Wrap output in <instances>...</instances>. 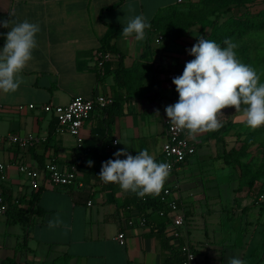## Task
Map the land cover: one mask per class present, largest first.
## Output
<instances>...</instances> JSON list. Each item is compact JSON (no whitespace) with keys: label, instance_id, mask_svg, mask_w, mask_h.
<instances>
[{"label":"crops","instance_id":"1","mask_svg":"<svg viewBox=\"0 0 264 264\" xmlns=\"http://www.w3.org/2000/svg\"><path fill=\"white\" fill-rule=\"evenodd\" d=\"M177 2L0 0V20H28L40 26L33 58L21 73L24 82L14 93L0 91V134L35 133L45 138L27 148L9 140L0 143V162L4 163L0 192L9 204L0 217V264H182L187 243L201 264H227L230 257L244 262L248 257L247 264H264V238L258 228L264 225V202H258L260 194L254 192L264 188V171L253 166L243 175L236 161L241 156L243 163L248 162L246 155L234 154L231 161H225L226 152L238 145V135L232 131L219 139H207L210 132L192 134L196 153L166 179L164 186L171 187L186 213L178 237L171 215L142 209V198L99 178L103 162L115 159L114 153L121 149L133 156L146 149L157 163L164 161L166 133L161 110L178 102L172 75L177 77L181 71L177 57L158 49L162 38L157 39L162 36H154L157 32L152 26L145 30L143 41L121 35L116 45L123 57L111 53V59L99 67L96 62L98 53L104 52L100 51L102 39L110 24L126 26V17L136 15H144L151 24L169 13L160 14L163 9L170 11ZM8 31L10 28L0 27V50ZM124 69L127 73H122ZM99 93L113 96L114 103L107 109H93L82 128L81 147L76 137L60 130L56 114L43 108L46 104L67 105L75 96L91 99ZM242 122L240 117L233 121L237 128L243 127L239 125ZM89 160L93 161L91 167ZM49 162L60 168L75 166L78 182L33 189L31 179L19 171L20 164L43 169ZM191 164L195 168L189 167ZM208 167L216 170L215 175L224 171V177L230 179L234 173L235 181L239 180L230 210L210 209V203L223 204L221 192L209 194L201 179L191 178L211 170ZM215 175L211 179L218 181ZM211 187L210 191L218 189L215 184ZM38 191L33 203L31 198ZM222 212L232 219V227L226 231L220 229L223 222L218 220ZM22 217L27 220L22 222ZM57 217L62 223L49 228V221ZM141 218L145 225L139 223ZM129 219L136 223L128 225ZM122 231L125 245L117 240Z\"/></svg>","mask_w":264,"mask_h":264},{"label":"clouds","instance_id":"2","mask_svg":"<svg viewBox=\"0 0 264 264\" xmlns=\"http://www.w3.org/2000/svg\"><path fill=\"white\" fill-rule=\"evenodd\" d=\"M127 24L121 30L125 38L136 41L146 39V29L151 27L144 15L126 17ZM0 27L10 28L6 42L0 50V91L14 93L24 82L21 75L33 58L37 47L38 23L24 20H0ZM221 47L213 40L198 38L189 55L195 58L185 64L182 75L175 77L179 100L165 108L169 123L177 129H187L189 134L211 132L222 127L219 116L222 109L234 107L243 112L246 125L251 129L264 126V83L256 70L237 58L238 47L231 39H225ZM242 105L244 107H242ZM157 114L159 110L157 109ZM119 143V141H117ZM115 159L103 162L99 178L104 183H116L123 191H130L139 198L159 196L170 175L168 163H157L148 150L136 156L121 149ZM125 156V159H120ZM89 167L93 161H87ZM59 218L49 221V228L59 226ZM227 264H245L239 257H230Z\"/></svg>","mask_w":264,"mask_h":264},{"label":"built area","instance_id":"3","mask_svg":"<svg viewBox=\"0 0 264 264\" xmlns=\"http://www.w3.org/2000/svg\"><path fill=\"white\" fill-rule=\"evenodd\" d=\"M184 0H179L182 3ZM162 37L158 38L160 41ZM112 54L110 52H99L97 65L102 67L104 63L111 59ZM176 75L173 74L172 78ZM114 103V97L99 93L94 98L88 99L82 96H75L71 101L64 106L54 107L51 104L43 106L45 111L53 112L56 114L60 130H65L76 137L78 146H82L84 143V136L82 134V128L84 122L90 117L93 109L99 107L102 109L108 108ZM31 108L35 107L34 103L29 105ZM165 108L163 107L162 119L165 125L166 140L162 147V154L164 157L163 163H168L171 166L170 174L177 169L180 165L185 163L188 158L196 153L197 145L194 141L192 134H189L187 129H177L175 126L169 123V119L166 115ZM45 138L35 133H29L26 135L9 134L7 136L0 134V143L5 140H9L13 143H17L23 148L35 145L37 142ZM117 139L113 141L114 145H117ZM4 168V163L0 162V169ZM19 171L27 175L31 179V187L33 189H40L44 184H50L52 186L65 187L70 186L78 182V170L75 166L70 168H60L54 162H49L43 169H34L26 164H20ZM149 196L142 198L146 201ZM160 201L164 204L158 210L161 216H170V219L175 227V236H180L179 227L184 225L186 219L185 209L182 206V202L176 196H174L173 190L170 186H164L160 195L158 196ZM258 202H264V193L258 197ZM91 203V202H90ZM9 204L3 193L0 192V217L7 213ZM145 218H141L139 223L145 225ZM136 222L133 219L127 220L128 225H134ZM117 240L125 245L126 234L125 232H119ZM184 258L182 264H201L198 256L190 244L183 246Z\"/></svg>","mask_w":264,"mask_h":264},{"label":"rangeland","instance_id":"4","mask_svg":"<svg viewBox=\"0 0 264 264\" xmlns=\"http://www.w3.org/2000/svg\"><path fill=\"white\" fill-rule=\"evenodd\" d=\"M187 1V0H186ZM184 3H178L175 8H172L169 11V8L163 9L164 11H161L160 14H165L167 12H172L173 10H184L186 11L188 6L187 2ZM264 2L263 0H250L249 3L246 5L249 7L251 10L256 11L259 10L263 7ZM147 8V5H146ZM246 8L242 7L241 9H237L235 11H244ZM164 12V13H162ZM152 28V27H151ZM200 27L198 25L190 27L183 35L178 37L175 40H167L166 37L163 35L162 30L160 28H154L153 30L157 32V37L162 36V40L160 42V47L158 49L164 48L166 52L171 53L173 56L172 57H177V63L180 65L179 67L181 68V71L178 73L179 76L182 75L185 64L189 61H191L192 55H189V52L187 50H190L194 44L198 42L199 37H205V35L200 34L199 32ZM158 43V42H157ZM234 43L238 46L235 49V52L237 54V58L240 60V62L251 66L254 68L257 72V74L260 76V82L264 83V30H259V31H252L242 38L236 39ZM242 107H244L242 105ZM244 118L243 117V112H236L234 107H227L225 109H222V116L219 118L220 122L222 121L223 131L216 135V139H219L217 137H220L219 135H222V137H226L227 135L229 136L230 132L233 133L232 135H238V138L236 140V143H238V148L241 155H246L250 157V160H248V164L251 163L247 169L248 171L252 170L253 166H256L258 170L264 171V126H261L256 129H251L249 128L245 122L240 123V128H237L236 124L233 123V121L236 118ZM214 133V131H211ZM253 132V133H251ZM249 133H251L249 135ZM215 138V137H214ZM245 142V143H244ZM203 149V148H201ZM200 149V152L203 150ZM253 161H252V160ZM253 162V163H252ZM238 165V164H237ZM191 168H195L193 164L189 165ZM198 168V167H196ZM211 169V167H208ZM229 170H233L232 166L227 167ZM225 168V169H227ZM223 169V170H225ZM257 170V171H258ZM204 174L202 175H193L195 181H199L200 183H204L207 187V192L209 194H213L215 192H221L222 194V199H223V204H217L215 202V205L210 203L209 207L210 209H219V208H225L226 210L231 209V205L233 204V197H235L236 193V188H238L239 180L235 181V175L234 173H231L230 179H227L224 177V171L221 173L218 172L215 175L216 170L211 169V170H204L202 171ZM209 172H214L212 175H208ZM206 174V175H205ZM215 176L218 177V181H214L213 178ZM199 177V178H198ZM192 180V181H194ZM194 181V182H195ZM237 182V183H236ZM218 185L217 190H212V185ZM214 188V187H213ZM255 194L259 195L264 192V188L258 189ZM206 206V204H205ZM253 213H256L259 215L258 210H254ZM222 218L218 217V220H221L223 222V225L220 227L221 230H227L231 229L232 227V219L227 218L226 213L222 212ZM238 217V216H237ZM236 217V218H237ZM238 221H241V218L237 219ZM244 221L246 220L243 219ZM245 225V222H244ZM257 225L254 224L253 228H255ZM253 228L249 229V233L253 231ZM259 230L261 229L262 235L261 237L264 238V225L262 227H258ZM249 261V258L247 257V260L245 264H247Z\"/></svg>","mask_w":264,"mask_h":264},{"label":"trees","instance_id":"5","mask_svg":"<svg viewBox=\"0 0 264 264\" xmlns=\"http://www.w3.org/2000/svg\"><path fill=\"white\" fill-rule=\"evenodd\" d=\"M249 1L250 0H187L186 4L188 8L186 11L183 9H175L167 15L160 16L152 21L151 26L160 28L167 40H175L183 35L190 27L198 25L200 27L199 32L205 35V39L213 40L223 48L226 47V45H224L225 39H231L234 43L236 39L242 38L252 31L264 30V5L261 9L253 11L246 6ZM242 7L246 9L244 11H235ZM124 26L125 25L121 24L109 25L110 31L106 37L102 39L100 51L119 53L120 56L123 57L118 50L116 41L122 35L121 30ZM194 58L195 57L192 56L191 60ZM122 73L127 72L124 69ZM101 78L102 76H99V79ZM223 127L222 125V127L215 130L214 133L210 132L207 139L216 138V135L223 131ZM251 133H249V135ZM239 153L238 146H234L228 153L226 152L225 161L228 163L231 161L229 160L231 155L236 154L238 157L241 155ZM237 164L241 166L243 175H246V169L251 166V163H249V165H247L248 162L243 163L241 156H239L236 161V165ZM38 193L39 191L31 198L33 203L37 201ZM142 202V209L151 208L157 209L158 211L164 205L158 196H149L146 201L142 200ZM21 220L25 222L27 217H22Z\"/></svg>","mask_w":264,"mask_h":264}]
</instances>
